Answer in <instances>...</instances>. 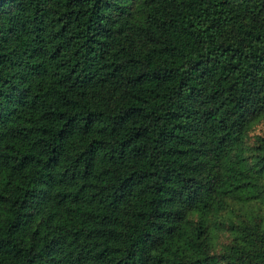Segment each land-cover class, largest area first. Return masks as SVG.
I'll return each instance as SVG.
<instances>
[{
    "label": "trees",
    "instance_id": "1",
    "mask_svg": "<svg viewBox=\"0 0 264 264\" xmlns=\"http://www.w3.org/2000/svg\"><path fill=\"white\" fill-rule=\"evenodd\" d=\"M263 118L264 0H0V264H264Z\"/></svg>",
    "mask_w": 264,
    "mask_h": 264
},
{
    "label": "rangeland",
    "instance_id": "2",
    "mask_svg": "<svg viewBox=\"0 0 264 264\" xmlns=\"http://www.w3.org/2000/svg\"><path fill=\"white\" fill-rule=\"evenodd\" d=\"M264 133V118L259 121L256 125H254L253 129L251 130V140L253 141L255 134H261ZM226 240V238H223V241Z\"/></svg>",
    "mask_w": 264,
    "mask_h": 264
}]
</instances>
